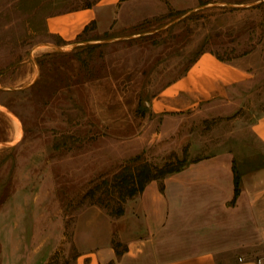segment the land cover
I'll list each match as a JSON object with an SVG mask.
<instances>
[{
    "label": "rangeland",
    "instance_id": "1",
    "mask_svg": "<svg viewBox=\"0 0 264 264\" xmlns=\"http://www.w3.org/2000/svg\"><path fill=\"white\" fill-rule=\"evenodd\" d=\"M98 1L0 0V264H72L107 240L121 252L152 251L139 241L137 213L110 215L86 192L140 162L255 157L248 126L264 111L261 91L240 106L178 112H156L152 101L203 52L264 62V0H130L71 39L48 30L49 17ZM247 210L264 230V198Z\"/></svg>",
    "mask_w": 264,
    "mask_h": 264
},
{
    "label": "crops",
    "instance_id": "2",
    "mask_svg": "<svg viewBox=\"0 0 264 264\" xmlns=\"http://www.w3.org/2000/svg\"><path fill=\"white\" fill-rule=\"evenodd\" d=\"M128 1L99 0L93 6L49 17L48 30L71 39L96 20L102 9H114L117 2ZM263 65L254 52L230 60L203 52L152 101V109L178 112L210 102L243 105L257 96V90L264 94V82L258 80ZM248 131L256 149L254 158L236 160L230 152L221 151L190 161L163 179L162 190L158 181H150L134 202H129L136 208L128 203L122 216L139 215L145 236L139 241H152V251L124 250L118 256L107 240L78 253L72 264H131L134 260L147 264H257V257L264 264V230L247 222L251 220L247 208H254L264 198V111L249 124ZM234 164L240 173V192L235 199ZM238 221L244 226L237 228ZM234 250L254 254V258L247 260L244 254L238 256L242 260L218 262L228 260L222 254Z\"/></svg>",
    "mask_w": 264,
    "mask_h": 264
},
{
    "label": "trees",
    "instance_id": "3",
    "mask_svg": "<svg viewBox=\"0 0 264 264\" xmlns=\"http://www.w3.org/2000/svg\"><path fill=\"white\" fill-rule=\"evenodd\" d=\"M91 4H86L82 7H88ZM139 156L134 160L138 161ZM194 159L192 161H195ZM190 161H179L178 164H165L161 167H155L147 162H140L138 164L126 165L118 172L114 173L111 178L103 179L101 183L96 184L90 188L85 196L90 199H94L104 206L110 207V215L120 216L124 212L123 204L130 198L141 193L145 186L152 180H156L160 183V190L163 189V179L174 172L180 171ZM234 172V199L240 192V173L237 171L235 164L233 165ZM104 189L108 194L114 193V203L106 201L98 194L99 190ZM109 199V198H107ZM112 199V198H111ZM233 199V200H234ZM116 255H120L121 251H118L115 245L113 246Z\"/></svg>",
    "mask_w": 264,
    "mask_h": 264
},
{
    "label": "built area",
    "instance_id": "4",
    "mask_svg": "<svg viewBox=\"0 0 264 264\" xmlns=\"http://www.w3.org/2000/svg\"><path fill=\"white\" fill-rule=\"evenodd\" d=\"M238 259H239V260H242V257H239ZM256 263H257V264H261V263H262V259H261V258H257V259H256Z\"/></svg>",
    "mask_w": 264,
    "mask_h": 264
},
{
    "label": "bare ground",
    "instance_id": "5",
    "mask_svg": "<svg viewBox=\"0 0 264 264\" xmlns=\"http://www.w3.org/2000/svg\"><path fill=\"white\" fill-rule=\"evenodd\" d=\"M19 134H20V131H19L18 127H17V136H19Z\"/></svg>",
    "mask_w": 264,
    "mask_h": 264
}]
</instances>
